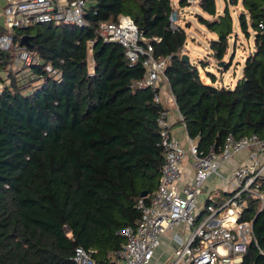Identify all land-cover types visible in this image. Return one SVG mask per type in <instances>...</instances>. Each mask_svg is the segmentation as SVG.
<instances>
[{"label":"trees","instance_id":"1","mask_svg":"<svg viewBox=\"0 0 264 264\" xmlns=\"http://www.w3.org/2000/svg\"><path fill=\"white\" fill-rule=\"evenodd\" d=\"M196 1L194 15L214 34L208 57L216 64L234 33L230 6L242 8L236 19L254 48L233 87L204 83L197 65L182 59L188 34L172 26L171 0H93L83 26L12 29L40 59L12 70V54L0 52V264H74L76 246L98 264H118L125 243L118 232L135 226L138 199L157 187L164 151L157 118L164 105L150 87L136 85L145 73L141 60L130 63L121 45L104 41L101 22L129 16L154 56L167 58L161 78L200 151L219 152L230 133L264 136V0H226L221 12L216 0ZM233 57L217 66L221 77ZM48 64L56 75L47 73ZM243 219L254 220L257 245H248L240 264H264V208L250 199Z\"/></svg>","mask_w":264,"mask_h":264},{"label":"built area","instance_id":"2","mask_svg":"<svg viewBox=\"0 0 264 264\" xmlns=\"http://www.w3.org/2000/svg\"><path fill=\"white\" fill-rule=\"evenodd\" d=\"M85 10V0H6L0 6V52L12 54L11 68L26 69L40 58L32 47L15 40L12 29L34 23L83 26ZM176 19L177 11L173 9V27ZM98 30L104 41L124 48L130 63L141 60L145 73L136 85L150 87L155 92L154 101L162 103L160 77L167 58L154 56L152 44L129 16H120L111 23L101 22ZM45 70L49 75L57 74L49 64ZM1 88L0 82V92ZM169 100L181 121L171 93ZM174 124L173 115L164 107L157 118L164 148L158 184L150 196L138 199L139 219L135 226L118 232L125 239L116 254L118 264H151L167 234L173 242L167 264H240L248 245H257L253 220L243 219L244 210L250 199L258 202L260 210L264 208V136L252 133L236 138L230 133L219 152L211 149L204 153L189 137L185 150L171 136ZM241 153L245 157L240 164L229 171L223 169L225 163ZM186 154L190 155L193 168L190 177L181 166ZM210 180L220 189L218 194L209 187L203 190ZM72 260L74 264H98L91 252L81 246L74 248Z\"/></svg>","mask_w":264,"mask_h":264},{"label":"rangeland","instance_id":"3","mask_svg":"<svg viewBox=\"0 0 264 264\" xmlns=\"http://www.w3.org/2000/svg\"><path fill=\"white\" fill-rule=\"evenodd\" d=\"M173 4V9L177 11L176 24L182 25L186 28L188 38L187 42L182 50L183 54L189 57L191 63L197 65L201 79L204 83L209 85H214L216 87H233L237 80L241 77L243 63L246 56L253 51L254 45L252 40V34L249 38H246L239 28L236 15L242 10L240 5L230 6L231 12L234 16V33L230 38V46L228 54L225 58V62H229L232 53L234 52V57L231 61L229 68L223 72L222 77L220 71L217 69V64L215 61L208 57V40L214 37V34L208 33L203 25H201L194 13L200 12L197 7L196 0H190L188 4L181 6L179 4L180 0H171ZM226 0H216L217 11L221 12ZM93 4V0H85V8ZM189 26V27H186ZM237 34L235 37L234 35ZM88 62L89 67H92V54L89 48L88 52ZM201 61H206L205 67L201 64ZM18 70L19 68H12V70ZM5 74L7 72H4ZM2 73V75L4 74ZM208 73L215 75L214 78L209 76ZM23 73L20 71L19 75ZM1 82V80H0ZM160 82L162 88L168 86L165 79L160 77ZM2 84V82H1ZM164 86V87H163ZM245 153L236 154L233 156L231 162L238 163L243 160ZM150 196V195H149Z\"/></svg>","mask_w":264,"mask_h":264},{"label":"crops","instance_id":"4","mask_svg":"<svg viewBox=\"0 0 264 264\" xmlns=\"http://www.w3.org/2000/svg\"><path fill=\"white\" fill-rule=\"evenodd\" d=\"M5 3H6V0H0V6L3 7ZM0 24H1V20H0ZM170 93L171 92H170L169 85L164 87V89L162 88V85H161L162 103L164 107L169 111L170 114L173 115L175 119V124L173 125L172 130H171V136L177 139L179 143L183 146V148L187 150L189 146L188 136L185 131V127L183 123L177 118V112H176L175 105L169 100ZM190 162H191V157L190 155L186 154L185 158L181 162V166L185 174L188 175V177H190L193 173V168L191 167ZM238 164H240V162L238 163L231 162L230 164L225 163L223 165L224 166L223 169H225L226 171H229L231 168L235 167ZM208 187L211 188V190H213L215 194H218L220 192V189L217 188V185L216 183H214L213 180L208 181L204 185L203 190L205 191ZM172 247H173V242L171 240L170 235L167 234L163 237L162 244L155 251L151 264H167V260H168L169 254L171 253Z\"/></svg>","mask_w":264,"mask_h":264},{"label":"water","instance_id":"5","mask_svg":"<svg viewBox=\"0 0 264 264\" xmlns=\"http://www.w3.org/2000/svg\"><path fill=\"white\" fill-rule=\"evenodd\" d=\"M21 44L26 45V46H28V47H31V46L29 45V41H28V38H27L26 36H22V37H21ZM182 59H183L184 61L189 62V57H188L186 54H182ZM225 63H226L225 61L218 62V63H217V66H218V67L224 66ZM146 195H147L146 192H142V194H141V196H146ZM253 223H254V220H253Z\"/></svg>","mask_w":264,"mask_h":264}]
</instances>
